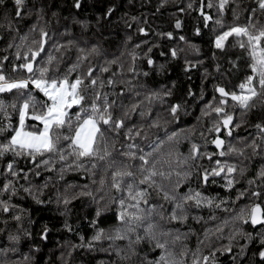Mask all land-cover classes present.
I'll list each match as a JSON object with an SVG mask.
<instances>
[{
	"label": "snow or ice",
	"instance_id": "obj_1",
	"mask_svg": "<svg viewBox=\"0 0 264 264\" xmlns=\"http://www.w3.org/2000/svg\"><path fill=\"white\" fill-rule=\"evenodd\" d=\"M167 2L168 0H160V6ZM12 3L17 17L35 12L38 22L43 19L45 0H40L42 6L39 8L35 3L29 7L28 0H12ZM230 3L231 0H200V6L196 10L205 25L209 21L214 25L211 42L216 52L213 53V60H227L235 69L241 67L238 62L242 61L243 67L250 71H246L242 79L233 74L227 84L213 83L212 98L200 108L196 123L187 129L166 133L162 139L149 141V151H145L137 141L147 139L148 129L168 125V120L161 119L159 113L155 118L150 117L152 106L157 103L167 104L165 111L173 118L178 116L181 108V103H169L165 99L172 96L171 88L165 89L163 85L151 88L147 83H132L138 76L146 78L151 70L159 73L165 67L163 64H156L149 55L152 47L141 57L137 51L140 46L134 45L127 51L130 60L126 67L119 56L105 59L100 66L99 73L108 72L112 65H119L121 73L133 74L127 79H117L113 73V77L106 81L111 87L116 84L124 85L120 93L102 92L105 81L100 79L99 73L93 74L95 65L91 60L102 54L99 44H89L85 39L81 45L79 40L69 39L63 44L53 42L49 48L51 37L46 25L32 24L28 33L20 36L10 73L3 68V62L8 57H0V137H3L0 139V158H7L11 153L14 158L28 157L33 161L39 159L36 170L29 169L37 176L40 175L38 169L43 166L56 174L57 181L62 180L69 171L83 172L90 181L83 185L68 183L63 191L57 188L54 192L55 203L63 206L61 215L66 216L70 211L69 205L80 197H88L95 205V215L90 221L91 235L85 238L77 233L80 239L78 245L65 241L69 256L71 250L77 247L95 251L100 246L99 250L102 252H115L116 259L111 264H133L134 258L139 255L138 245L147 240L159 250V255L152 259L145 256L140 264H217L216 251H230L231 241L237 236L246 241L253 239L252 233L246 232L242 227L250 222L253 226H261L257 233L261 249L257 254L264 264V164L256 169L253 177L246 180L247 187L235 189V198L208 195L203 190L208 183L216 184L218 180L223 181L221 187L225 190L234 189L239 179L248 171L244 161L258 155L264 157V0H254L252 15L243 24L239 23L240 11L237 7L232 8V21L225 23L224 13ZM4 4L5 0H0V5ZM75 6H80V0H75ZM186 7L193 8L192 0ZM206 9L215 10L216 16L213 17ZM52 16H57V13L52 12ZM130 19L136 21L138 17ZM76 23L87 27L85 21L77 20ZM11 26L9 21L8 27ZM174 27H182L179 19L175 21ZM37 31L38 36L29 40ZM137 31L144 33L146 30L138 27ZM195 33L202 34L199 28L195 29ZM60 35L63 36L64 33ZM157 35L170 39L173 33L160 32ZM131 39V36L126 37L125 44ZM179 39L192 52L199 53L198 45L189 42L184 36ZM8 46L12 47V44L9 43ZM70 49H75V62L69 64L64 72H60L62 60ZM184 50L173 46L169 48L168 55L175 60ZM124 55L125 51H121V56ZM141 59L146 61L149 71L137 67V61ZM196 63L202 64L203 61ZM196 63L185 58L186 69L196 67ZM214 69L224 77L221 72L222 63H215ZM208 75L206 68L204 78ZM128 93L131 94L128 97L129 103L118 104L116 98L123 100L124 94ZM187 95H192L191 90ZM198 98L203 99V89ZM255 109H260L261 112L258 120L252 123L248 116ZM137 112L142 121L150 120L147 127L144 123L127 126L126 122L131 114ZM243 124H250L255 130L254 135L235 137L234 130ZM121 133L123 140L120 139ZM194 135L201 138L200 142L192 140ZM183 140H187L189 144L187 154L177 150ZM210 145L214 146L213 150H209ZM205 159L206 163L203 162ZM57 164L60 165L59 168L56 167ZM4 172L7 175L0 184V216L6 218L0 220V223L7 226L9 219L15 221L16 230L7 231V244L0 247V264H32L31 250L22 253V259L11 260L8 257L9 252H18L21 233L25 237L30 235L23 228V221L27 218L31 225L32 219L27 216V209L12 203L13 197L18 195V189L14 180L7 179V176L18 177L15 159L7 162ZM193 174L197 177L195 186L189 180ZM97 175L98 179L95 178ZM173 176L176 177L174 181L171 179ZM23 178L28 180L27 172ZM52 180L53 177L49 176L42 184L29 182L28 186L21 185L20 188L36 204H46L51 202V198L43 200L41 197ZM165 181L169 183L166 185ZM186 181L187 191H179ZM153 192L170 204V211L166 210L164 203L152 202ZM242 197L247 203L238 209L228 207L229 202L235 205ZM193 208H206L211 215L203 217L191 214L190 210ZM113 209L116 223L107 228L101 227L97 218H102L104 213ZM218 211L230 215L221 219ZM189 215L195 221L219 223L204 229V238L198 242L196 249L189 250L186 245H182L177 254L172 246L182 243L192 232V228L181 232L166 225L171 222L185 224ZM226 226L229 227L228 243L205 255L203 249L211 247L212 237L219 240ZM63 227L72 231L67 219L64 220ZM6 230L0 228V232ZM48 231V226L43 225L42 238ZM104 242H107V248L102 246ZM245 247L246 245H241V254ZM189 251L191 257L185 259ZM61 264H69L63 254ZM98 264H104V261Z\"/></svg>",
	"mask_w": 264,
	"mask_h": 264
},
{
	"label": "trees",
	"instance_id": "obj_2",
	"mask_svg": "<svg viewBox=\"0 0 264 264\" xmlns=\"http://www.w3.org/2000/svg\"><path fill=\"white\" fill-rule=\"evenodd\" d=\"M190 0H168V2L160 6V0H80V6H75V0H45L43 19L37 21L35 18V12L32 15H24L17 17L14 10L12 0H5L4 5H0V57L7 56L8 59L3 62V68L7 72H11V65L15 60L14 53L16 52V45L20 43V36L28 33L32 24L46 25L47 32L51 40L48 42V47L51 48L53 42L59 41L61 44L69 39L79 40L81 45L85 39L89 44L97 43L101 48L102 54L97 57H93L91 62L95 67L93 68V74L99 73L100 66L103 65L105 59H112L114 56H119L122 63L127 66L130 58L127 57V51L131 50L134 45H139L137 49L142 57L144 52L152 47V52L149 55L156 62V64H164V75L160 76L155 70H151L148 77L138 76L136 80H133V84L147 83L151 88H159L161 85L165 89L171 88L173 95L166 97L165 99L169 103H180L181 100L186 101L191 106V115L181 116L174 123L168 124L166 127H159L148 129L149 135L146 140L137 142L145 151H149L148 142L162 139L166 133L177 131L178 129H187L191 125L196 123V117L200 115V108L204 103H207L212 98L213 83H228L233 78V74L239 76L241 79L246 71H250L241 66L239 69L232 68L227 63V60L216 61L213 60V53L216 50L212 46V29L214 27L211 21L205 25L200 13L196 10L200 6V0H192L193 8L188 9L186 5ZM35 3L36 7H41L40 0H28V6L31 7ZM237 7L233 0L227 7L224 17L225 23L228 24L232 21V8ZM241 7H244L241 5ZM255 7L254 0H248V5L239 17V23H247V18L252 15L251 8ZM111 8V11H108ZM210 11L213 17L216 16L215 10ZM27 12V9H25ZM52 12H56L57 16H52ZM138 17V20L133 21L130 17ZM75 18V20L73 19ZM179 19L182 27L176 29L174 27L175 21ZM85 21L87 27H82L76 21ZM11 21V27H8V22ZM138 27H144L145 32L140 33L137 31ZM199 28L202 32L201 35L195 33V29ZM160 32H172L173 36L169 39L157 35ZM64 33L63 36L60 34ZM38 36V31L29 37V40ZM131 36L132 39L125 44L126 37ZM180 36H184L189 42L199 46V53H194L188 49L184 41H181ZM147 41V43H142ZM9 43L12 47H9ZM173 46H179L185 49L180 55L172 60L168 55L169 48ZM23 51V48L21 49ZM121 51H125V55L121 56ZM239 52V50H235ZM164 53V55H161ZM46 54V53H45ZM235 55V53H234ZM234 55L232 58H234ZM76 52L75 49L70 51L63 58L60 65V72H64L68 65L75 62ZM185 58L187 60L196 63L197 61H203L202 64L196 63V67L185 68ZM222 63L221 72L224 73L222 78L219 73H216L214 69L215 63ZM243 64V62H242ZM137 67L145 71H149V66L143 59L137 61ZM208 69L210 75L204 78V69ZM113 73L119 78H130L132 73H121L119 71V65H112L108 72L99 73L100 79L105 81V87L101 89L102 92H116L120 93L124 85L116 84L115 87L108 86L106 81L113 77ZM75 73H73V78ZM175 82V83H174ZM237 83L239 81H236ZM203 89V99H199L201 96V90ZM141 90V89H137ZM191 90L192 95H187ZM142 91V90H141ZM131 94H124V99L121 100L117 97V103L127 104L129 103L128 97ZM11 99V97H7ZM167 104H154L153 110L150 112V117L155 118L159 113L161 119H166L165 109ZM261 110L255 109L249 114L248 120L252 123L256 122L259 118ZM128 127L136 126L140 123H144L145 127L150 123V120H141L139 113H132L131 118L126 122ZM154 133V134H153ZM255 130L250 124H243L239 128L234 130V136H249L254 135ZM198 135H194L196 137ZM3 139V137H0ZM120 139L123 140V134L121 133ZM196 142H200L198 139H194ZM119 147V144L117 145ZM188 141L183 140L180 143V151H188ZM213 146H209V150H213ZM15 159V167L18 171V177L13 178L7 176V179H12L16 183L18 189V195L13 197L12 203L19 205L20 208L27 209V216L31 217L32 224H28L27 218L23 221V228L27 229L30 233L25 237L21 233V241L18 245L17 253H8V257L11 260L22 259V253H28L31 250L33 259L32 264H61V257L68 260L69 264H98L100 261H104V264H111L112 260L116 259L114 251L102 252L97 247L95 251H89L82 247H77L71 250V256L68 255L69 248L65 246V241H70L72 244H79L80 239L77 233L87 238L92 233V227L90 221L95 215V205L91 203L88 197H80L77 200L72 201L69 205L70 211L67 215H61L63 211L62 205L55 203L54 192L59 188L63 191L65 184L83 185L89 184L90 181L87 175L83 172L69 171L64 174L62 180L57 181L55 179V173L49 172L43 166H40L38 171L40 175H35L34 171L39 163V159L33 161L28 157H13L11 153L7 155V158H0V184L7 175L4 172V167L9 160ZM206 163V159L203 161ZM247 164L248 171L244 177L239 179V182L234 186V189L225 190L221 187L222 180H218L216 184L208 183L205 188V194L219 195L220 197L230 196L235 198V189H243L247 187L246 180L255 175L256 169L264 164V157L255 156L250 160L244 161ZM60 167L59 164L56 165ZM28 173V180L26 181L24 173ZM52 176L53 180L49 183V187L45 190V194L41 197L43 200H49L51 202L46 204H36L31 196L23 192L20 188L21 185L25 187L28 183L42 184L48 180V177ZM98 179V175L95 177ZM259 183V182H257ZM188 183L182 184L179 191H187ZM7 199V197H3ZM153 203H164L166 210L170 211V204L164 202L162 197L157 196L154 192L152 194ZM247 203L245 198H241L233 205L228 203L229 208H239L242 204ZM115 209L103 214L102 218H97L101 227L107 228L109 225L116 223ZM191 214L207 217L211 215L208 209H191ZM221 219H224L226 214L222 211L217 213ZM5 216H0V220L5 219ZM67 219L68 223L72 226V231H69L63 227L64 220ZM215 223L219 221H195L191 219L189 215L185 224L179 222H171L166 227L179 229L181 232H187L189 227L192 228V232L189 233L187 238L181 243L178 242L172 246L173 251L179 254L182 245H186L189 250L196 249L198 242L203 240V233L206 227H213ZM47 225L49 231L45 234V240L42 239L41 232L42 226ZM246 232H251L253 239L246 241L243 237L239 239L235 246L231 247L228 252L216 251L217 264H234V261L239 264H262L261 258L257 254L261 249V245L258 242L257 233L261 230L260 225L248 224L242 225ZM0 228H6L5 232H0V247L7 244L6 236L7 231H15V221L9 219L8 225L5 226L0 223ZM43 234V235H44ZM229 234V227L226 226L223 230L222 237L217 240L215 237L211 238L210 248H204V254L206 255L212 249H219L221 245L227 244V236ZM122 244L123 242H117ZM239 245H246L244 252L241 255V249ZM103 247L107 248V242H104ZM138 253L133 260V264H140L141 260L147 256L148 259H152L159 255V250L154 248V245L150 244L147 240L138 245ZM191 257V251L185 259ZM119 264V262H117Z\"/></svg>",
	"mask_w": 264,
	"mask_h": 264
},
{
	"label": "clouds",
	"instance_id": "obj_3",
	"mask_svg": "<svg viewBox=\"0 0 264 264\" xmlns=\"http://www.w3.org/2000/svg\"><path fill=\"white\" fill-rule=\"evenodd\" d=\"M233 3L236 4L237 8L240 11V15H241L243 13V11L245 10V8L247 7V5H248V0H233ZM241 5H243L244 7H241ZM164 66L166 67V65H164ZM164 68L159 73H157V74L160 75V76H163L164 75ZM209 75H210V73H209ZM172 93H173V90H172ZM180 103H181V108H180L179 113H178V116L176 118H173V117L169 116L168 113L165 111V114L164 115L166 116V119L168 120V124L174 123L181 116H189V115H191V111H190L191 106L188 105L187 102L186 101H183V100H181ZM194 139L200 140L201 138L199 136L192 137V140H194ZM177 150L180 153L187 154L188 151H189V147H188V151L187 152H181L180 151V144H179ZM171 179H172V181H174L176 179V177L173 176ZM189 180L191 181V184L193 186L196 185V183H197V177L194 174L189 177ZM164 183L167 185L169 183V181H165ZM240 238H241L240 236H237L233 241H231L232 246H235L237 244V242L239 241ZM239 247L241 249V245H239ZM234 264H239L238 260L237 261H234Z\"/></svg>",
	"mask_w": 264,
	"mask_h": 264
},
{
	"label": "water",
	"instance_id": "obj_4",
	"mask_svg": "<svg viewBox=\"0 0 264 264\" xmlns=\"http://www.w3.org/2000/svg\"><path fill=\"white\" fill-rule=\"evenodd\" d=\"M213 148H214V146H213ZM44 237H45V234L43 235V238H42L43 240H45V238H44Z\"/></svg>",
	"mask_w": 264,
	"mask_h": 264
},
{
	"label": "rangeland",
	"instance_id": "obj_5",
	"mask_svg": "<svg viewBox=\"0 0 264 264\" xmlns=\"http://www.w3.org/2000/svg\"><path fill=\"white\" fill-rule=\"evenodd\" d=\"M238 63H241V66H243L242 61L241 62H238Z\"/></svg>",
	"mask_w": 264,
	"mask_h": 264
}]
</instances>
